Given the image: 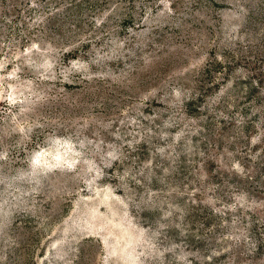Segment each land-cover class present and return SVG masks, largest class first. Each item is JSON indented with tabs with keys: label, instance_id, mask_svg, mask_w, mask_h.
I'll list each match as a JSON object with an SVG mask.
<instances>
[{
	"label": "rangeland",
	"instance_id": "rangeland-1",
	"mask_svg": "<svg viewBox=\"0 0 264 264\" xmlns=\"http://www.w3.org/2000/svg\"><path fill=\"white\" fill-rule=\"evenodd\" d=\"M0 264H264V0H0Z\"/></svg>",
	"mask_w": 264,
	"mask_h": 264
}]
</instances>
